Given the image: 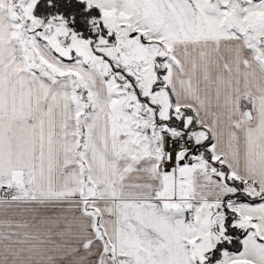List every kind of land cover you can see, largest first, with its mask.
<instances>
[{"label":"snow or ice","instance_id":"1","mask_svg":"<svg viewBox=\"0 0 264 264\" xmlns=\"http://www.w3.org/2000/svg\"><path fill=\"white\" fill-rule=\"evenodd\" d=\"M0 264H264V0H0Z\"/></svg>","mask_w":264,"mask_h":264}]
</instances>
